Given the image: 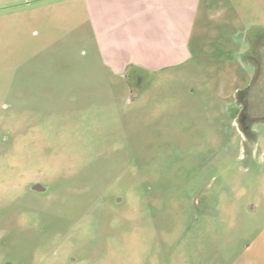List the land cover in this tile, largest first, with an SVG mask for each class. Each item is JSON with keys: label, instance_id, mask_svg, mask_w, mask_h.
Instances as JSON below:
<instances>
[{"label": "rangeland", "instance_id": "374dc122", "mask_svg": "<svg viewBox=\"0 0 264 264\" xmlns=\"http://www.w3.org/2000/svg\"><path fill=\"white\" fill-rule=\"evenodd\" d=\"M259 36L264 0H0V264H264Z\"/></svg>", "mask_w": 264, "mask_h": 264}, {"label": "flooded vegetation", "instance_id": "af4514ba", "mask_svg": "<svg viewBox=\"0 0 264 264\" xmlns=\"http://www.w3.org/2000/svg\"><path fill=\"white\" fill-rule=\"evenodd\" d=\"M264 37H262V36H259V38H258V40L260 41L259 42V44H262V39H263ZM260 46V45H259ZM251 88V87H250ZM246 116V113H244V117ZM246 118V117H245ZM247 118H249V116H247ZM255 120V119H254ZM33 188L35 189V190H38V191H43V190H45V188L41 185V184H39V182L36 180V182L33 184Z\"/></svg>", "mask_w": 264, "mask_h": 264}, {"label": "crops", "instance_id": "0c3cea01", "mask_svg": "<svg viewBox=\"0 0 264 264\" xmlns=\"http://www.w3.org/2000/svg\"><path fill=\"white\" fill-rule=\"evenodd\" d=\"M126 60V59H125ZM119 61V60H118ZM126 63H127V60H126Z\"/></svg>", "mask_w": 264, "mask_h": 264}]
</instances>
